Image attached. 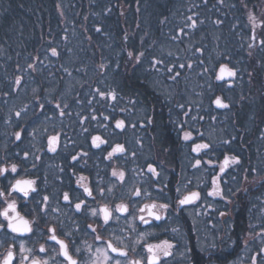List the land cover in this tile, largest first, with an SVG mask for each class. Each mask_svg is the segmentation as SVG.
I'll list each match as a JSON object with an SVG mask.
<instances>
[{"label":"trees","instance_id":"1","mask_svg":"<svg viewBox=\"0 0 264 264\" xmlns=\"http://www.w3.org/2000/svg\"><path fill=\"white\" fill-rule=\"evenodd\" d=\"M244 2L248 5L246 9L240 0H226V5L235 4L234 8L213 7L216 0H208L207 6L203 0H139V4L137 0H0V10L7 9L0 17V45H3V54H0V162L5 164L10 159L19 166L21 157L15 156L17 151L27 150L34 156L37 151L47 149L49 135L59 133L58 149L66 153L56 158L63 159V165L74 167L76 174H88L94 188L101 180V186L105 188L110 186L109 182L116 183L115 196L119 200L127 188L135 185L151 193L150 197H141L145 201L151 199L170 203L173 208L176 206L177 187H180L182 195L198 190L203 200L200 203L204 202L203 211L198 213L195 210L198 216H194L192 221L197 223L196 228H187L188 233L197 230L201 237L205 232L211 233L215 238L212 246L218 248L230 247L233 240H237L238 247V241L249 232L254 234L255 239L261 238L264 232V182L254 181V174L251 173L247 174L248 179L245 180L244 169L253 166L260 168V160L264 157V140L259 138L264 129V109L261 108L258 92L260 82L264 80V73L259 69V63L264 61V51L256 48L253 57L247 55V43L250 42L247 36L251 30L247 12L253 11L258 18L264 16V0ZM57 4H60V9ZM193 5H199V8ZM106 7L112 8L111 13L105 14ZM137 7L140 8L139 12ZM193 11L199 12L205 23L196 30H186L190 32L189 36L171 40L170 37L183 27L184 18ZM163 16L168 17V22L161 25L159 21ZM217 18L224 21L223 25L217 27L212 22ZM233 25H236L235 29ZM95 26H101L107 35L95 32ZM125 32L129 36L126 43L123 40ZM256 32L259 40L264 33L260 28ZM237 33L245 37L243 42ZM64 35H67V41L63 40ZM88 36H91V40L87 39ZM49 42L60 51L59 58L51 57L46 52ZM197 47L204 49L203 54L195 52ZM68 48L72 49L71 53L67 51ZM127 51H143L142 63L135 65L134 60H129ZM225 54L232 57V65L247 67L249 71L257 69L252 85L248 84L246 73L243 81L235 82L231 89L227 87V81L215 79L219 64L228 62ZM36 55L41 59L48 55V60L44 61V65H38L36 72L29 70L20 88L11 91L14 75L20 74L16 71V64L26 66V62H31ZM8 56L11 59H7ZM153 57L164 59L169 65L191 61L193 69L181 70L180 78L174 82L167 79L166 73L150 69ZM200 60L204 61L203 65ZM102 62L109 65L103 73L98 68ZM61 65L67 67L72 75L65 73ZM204 67L209 71L201 75ZM50 72L53 75L50 76ZM97 87L105 91L116 89L119 93L117 101H102L97 97L92 105H88L87 100ZM33 89H37V92L34 93ZM6 91L10 95L4 97L2 93ZM241 94L250 99L240 102ZM216 96L230 102L231 110L216 108L212 103ZM37 97L39 103L45 105L43 110L38 106ZM76 97L83 103H77ZM48 100H52V103H48ZM193 100L196 104L191 105L192 111L185 117L183 111ZM57 101L67 102L69 108L66 111L72 115L60 117L55 108ZM129 101H135V104ZM178 104H185V109L178 108ZM25 105L27 111L22 112L20 118L15 117L14 112ZM93 108L99 121L108 125L107 129L90 119L83 126L80 124V117L76 113L88 116ZM121 108L127 111L121 112ZM100 113L114 119L103 121ZM253 113L256 114L254 121L249 119ZM146 115L153 118L151 124L144 119ZM9 116L11 120H8ZM191 116L197 119L192 120ZM200 116H203L202 120ZM213 116L215 120H212ZM115 119H124L129 126L123 132L115 130L114 133ZM182 121H186L185 130L193 132L196 143L209 142L213 145L208 155L202 152L197 156L191 151L193 141L181 139L182 133L177 125ZM133 122L137 124L136 128L130 126ZM82 127H87L89 132L83 133ZM21 128L24 129L23 139L15 142L12 134ZM118 133L121 136L117 142L125 144L128 149L125 153L127 159L117 156L107 161L104 159L107 150H110L107 145L101 146L103 151L90 147L92 135H100L114 145L117 142L110 140V136ZM198 133H203V137ZM232 135H236L237 140L231 146L223 145L222 141ZM65 144L68 147H64ZM81 150L89 155L71 162V154ZM10 151L11 154L8 153ZM132 151L137 153L135 158L131 156ZM229 152L238 153L243 161V167L232 166L227 170L224 179L228 183L221 185L231 203L228 199L207 195L212 188V176L219 172V163L223 155ZM5 157L7 159H3ZM196 158L211 159L214 164L209 166L202 163L200 168H192ZM149 163L157 168L161 179L146 171ZM53 166L44 171H52ZM113 167L126 171L125 187L122 188L111 177ZM232 176L236 179L232 180ZM164 185L167 187L164 188ZM160 188H164V191L161 192ZM228 188L233 191L239 188L240 191L234 197L227 192ZM244 189H248V197ZM220 212L226 214L221 216ZM181 213L187 214L188 211ZM198 221H202L201 230L197 226ZM213 224L215 226H211ZM194 237L191 235V246H195L192 242ZM251 246V254L259 253L258 257L264 258V253H260V249L264 248V237L261 242L253 241ZM219 261H222L221 257Z\"/></svg>","mask_w":264,"mask_h":264},{"label":"snow or ice","instance_id":"2","mask_svg":"<svg viewBox=\"0 0 264 264\" xmlns=\"http://www.w3.org/2000/svg\"><path fill=\"white\" fill-rule=\"evenodd\" d=\"M139 4V0H137ZM205 6L208 4V0H203ZM242 7L245 9L248 7L247 3L244 0H240ZM217 5L224 7L228 6L230 8L236 7L235 4L226 5V0H216ZM23 7V5H21ZM60 4H57V8L60 9ZM193 7L199 8V5H193ZM137 12L140 11V8L137 7ZM7 9L0 10V17H3L4 13ZM112 8L106 7L104 9L105 14L111 13ZM191 11V9H189ZM219 11V8H217ZM61 17L64 16L63 11L60 12ZM93 15L99 16V13H93ZM123 15V12H121ZM85 20L88 19L87 16L84 17ZM185 22L183 27L178 29L177 34L172 35L170 37L171 40L176 41L181 39L182 36H189L190 32L186 30H196L200 25L205 23L204 19L200 18L199 12H191V15H187L185 18ZM247 19L250 25V35L247 36V40L250 41L247 43V52L248 57H253L254 50L259 48L261 51H264V35L261 38L257 39V32L256 29L260 28L261 32L264 33V16L258 18L256 14L249 10L247 12ZM168 22V17L163 16L159 23L164 25ZM217 27L223 25L224 21L222 19L217 18L216 20L212 21ZM139 27V25H137ZM235 29L236 25L232 26ZM67 32V29H65ZM95 32L103 33L107 35V33L103 32V28L101 26H95ZM21 35L22 33V26H21ZM237 35H240L237 33ZM43 38V37H42ZM67 35L63 36V40L67 41ZM88 40H91V36L87 37ZM129 36L127 32L123 35V40L125 43L128 41ZM240 39L243 42L245 37L240 35ZM143 41V37L141 38ZM50 46L46 49L47 53H50L51 57L59 58L61 53L58 51L56 46ZM155 43V42H153ZM244 44H241L243 47ZM67 51L69 53L72 52L71 48H68ZM204 49L201 47L195 48V52L203 54ZM0 54H3V45H0ZM19 55V53H17ZM31 55V54H29ZM145 53L140 51L135 53L134 51H127V56L129 60H134L135 65H139L142 63V57H144ZM169 56L172 55L171 52L168 53ZM7 59H11V56H8ZM225 59L228 61L227 63H220L218 67V71L215 74V79L217 81H227V87L229 89L234 87V83L237 81H243L244 73L248 76V84L252 85L255 80V72L257 71L256 68H253L251 71L248 70L247 67L239 68L235 65L231 64L232 57L225 54ZM48 60V55H45L44 59H41L39 55L33 56L31 62H26V66H22L20 63L16 64V71L20 74L14 75V79L11 81V91H16L20 88L22 81L25 78V74L31 70V72H36L38 70V65H44V61ZM239 63V62H238ZM49 64L51 61L49 60ZM200 64L203 65L204 61L200 60ZM46 66V65H45ZM159 66H163L162 68ZM109 65L107 63H100L98 68L100 69L101 73L107 70ZM150 69L155 70L157 73L164 72L167 74V79L171 81H178L180 78L182 71L181 70H191L193 69V62L188 61L186 63H172L171 65L167 64L164 59L153 57ZM61 68L65 73L69 76L72 75L71 71L64 65H61ZM116 68H119V64H116ZM259 69L262 73H264V61L259 63ZM80 71V69H77ZM209 69L204 67L202 72L200 73L203 75L207 73ZM49 75H53V73H49ZM242 86V85H241ZM211 87V86H209ZM47 91V90H46ZM33 92H37V89H33ZM260 99L262 101L261 108L264 109V80L260 82V88L258 89ZM2 95L7 97L10 95V92H3ZM119 93L116 89L112 88L108 91L102 90L101 88L97 87L91 93V98L87 100L88 105H92L93 101L99 97L100 100L104 101H117ZM77 103H83L80 101L78 97L75 98ZM250 97L241 94L239 97V101L243 102L249 100ZM38 106L41 110L44 109L45 105L43 103H39V98L37 97ZM130 103L135 104V101H129ZM5 103L7 101L5 100ZM48 103H52V100H48ZM218 109H227L231 110L232 104L230 102H225V99L222 96H216L215 99L212 101ZM192 104H196V101H191L187 110L185 109V104H178L177 107L184 110L183 115L185 117L189 116V113L192 111ZM55 108L58 110L60 117L71 116L72 113L66 111L69 108V104L67 102H60L57 101L55 103ZM27 111V105L20 111H15L14 115L17 118L21 117L22 112ZM95 109H91L90 114L88 116H81V113L77 112L76 115L80 117V124L83 126L85 121L92 120L97 121L100 123V126L107 129L108 125L105 123H101L99 121L98 116L95 114ZM113 111H115L113 107ZM121 112L127 111L125 108L120 109ZM100 116L103 117V121H109L114 119V117L110 115H104L100 113ZM192 120H196V116L190 117ZM256 118V114L253 113L249 116L250 120ZM144 119L147 123L151 124L153 122V118L151 116H145ZM199 119H203V116H200ZM216 117L213 116L212 120H215ZM8 120H11V116L8 117ZM8 120L5 122L7 123ZM173 123H177L173 121ZM185 123L186 121L179 122L177 127L179 131L182 133L181 139L185 142L193 141L191 145V151L196 153L199 156L202 152L204 155H208L209 151L213 148V145L209 142H199L196 143L193 138V132L190 130H185ZM235 125V121L233 122ZM129 125L126 124L124 119H115L114 123V133L115 130H119L123 132L126 127ZM130 126L132 128H136L137 124L135 122L131 123ZM35 131V130H33ZM46 131V129H45ZM23 132L24 129L21 128L19 131L13 132L15 142H20L23 139ZM83 133H88L89 129L87 127H82ZM32 135V133H29ZM198 135L202 138L203 133H198ZM236 135H232L229 139H224L222 141L223 145L231 146L234 141L237 140ZM261 140H264V129L261 130V134L259 137ZM71 143L70 138H68ZM137 143H140L137 140ZM102 145H107L110 150H107L106 156L104 159L107 161H112L117 156L124 157L125 153L128 152L126 145L123 143H115L110 144V142L102 138L100 135H92L90 147L95 149H104L101 148ZM60 147V134L57 133L55 135H49L47 137V151L51 153H56L58 148ZM64 147H68V144H65ZM5 151H7V146H5ZM40 151H43L41 149ZM29 151L24 150L21 156L20 152H16L15 156L21 157L22 161H27L30 156ZM89 153L87 151H79L75 154H71V162H77L82 157H87ZM137 153L135 151L131 152V156L135 158ZM7 159V157L3 158ZM42 157L40 155H34V162L31 165V168L35 169L37 167L36 162L40 161ZM203 164H207L212 166L214 161L211 159L202 160V158H196L195 162L191 165L192 168H200ZM261 167L257 168L255 166L249 168H245L244 172L246 175L244 179H248V173L254 174L253 180L256 182H264V157L260 160ZM232 166L243 167V161L241 156L235 152H229L223 155V160L219 163V172L212 176L211 184L212 188L210 191L207 192L208 196L212 197H221V199H228V202L231 203V200L228 196L225 195L224 188H222V183L227 184L228 181L224 179V176L227 174V170ZM147 172L152 174L153 177H159L160 172L157 171V168L149 163L147 164L146 168ZM28 170L25 169V172ZM60 172L64 171V168L61 167L59 169ZM8 174H18V164L12 162L10 165H5L4 163L0 162V177H4L5 179L8 178ZM73 175H76L75 170H73ZM111 177L115 178L118 181L119 185L123 188L127 184L126 180V171L123 169H118L113 167L111 170ZM232 180H235L236 177L232 176ZM39 177L34 179H24V178H14L13 180H9L7 187L0 186V203L5 204L6 206L0 210V234H2L3 238L0 239V247H3L5 243L8 244L6 252L0 254V264H167L165 258L171 257L173 255V248L175 245L171 243L169 240L165 239L160 241L159 243H147L142 241H146L147 237L153 235L150 231H139L136 221L138 220L143 225L151 224L152 220L160 221L164 219L163 213H166L169 208L172 207L170 203H145L142 207L137 208V200L133 198H141V197H150L151 193L148 192L146 188H141L133 185L130 188H127L125 193H122L120 196V202L115 203L114 206L109 203H103L102 205L99 201H96V195L98 194L102 198H107V196H111L113 200L117 197L115 196V189L117 187L116 183H110V186L105 188L101 186L102 180L93 186L87 182L89 178L84 175H79L76 179V184L81 188L83 191L80 195L73 198L70 196L69 191H64L62 193V200L65 204L69 207L74 209V213H88L90 212V216L95 218L92 223H87L84 229H81L80 225L73 221L75 226V232L73 231H63L62 235L65 237L61 239L60 236L57 234V227L48 224L46 233L43 229L39 228V224L42 218L47 217L49 215V210L53 213L59 212L58 207H51L50 206V196L48 194H44L40 197V199L36 200V208H33L32 212L35 215L32 216V219L26 218V215L22 214L18 210V199H22L27 201L32 194H38V187L37 181ZM59 179V177H58ZM45 183H47V176L44 177ZM62 182V181H61ZM191 183V181H188ZM167 185H164L166 188ZM187 185H185V188ZM164 188H160L161 192L164 191ZM240 189L237 188L233 191L232 188H228L227 192L230 195H235L239 192ZM244 191H248V189H244ZM177 193V200H176V207L177 209L182 208L183 206L193 204L201 198V194L199 191H190L186 195L181 194L180 187L176 188ZM83 196L84 198H81ZM88 198H91L93 201L97 203V207L90 208L88 205ZM75 200V202H74ZM59 203V199L57 200ZM37 208L39 211L37 212ZM140 213V215H136V213ZM147 213L145 216L144 213ZM225 212H220L221 216H224ZM69 219H71L69 217ZM124 220L126 227L119 228V232L123 233L124 235H117L115 231L109 233V238H106L103 235V232L108 231V229L113 225H119L121 220ZM63 224V221H60ZM87 230H90L91 234L93 235V243H89L87 240H81L77 243V240L74 238L76 234L84 231L87 234ZM173 232H177L178 229L173 228ZM136 234V238H132V234ZM37 238L34 240L35 243H39V239H44V243H39L38 249H34L33 247H28V241L33 240V238ZM48 241L55 242V245H58V248L55 246L48 245ZM115 241V242H114ZM131 241V243L126 242ZM95 242H101L97 245ZM49 248H51V255H49ZM139 249H143L146 251L147 255H144ZM38 253H43L45 256H40ZM131 253V255H130ZM260 253H264V248L260 249ZM259 255V253L257 254ZM62 257V259H58ZM252 264H257V256L251 257Z\"/></svg>","mask_w":264,"mask_h":264},{"label":"flooded vegetation","instance_id":"3","mask_svg":"<svg viewBox=\"0 0 264 264\" xmlns=\"http://www.w3.org/2000/svg\"><path fill=\"white\" fill-rule=\"evenodd\" d=\"M23 151H17L21 153V156L23 154ZM11 154L12 152H8ZM31 153V152H30ZM66 152L57 150L56 153L48 152L47 149L43 151H37L36 155H40L42 159L40 161H37V167L35 169L31 168L32 163L34 162V156L30 155L27 161H22L21 158L19 159V163L21 165L18 166V174H8V178L5 179L4 177H0V186L7 187L9 180H13L14 178H24V179H34L36 177H39L37 181V187H38V194H32V196L27 200L18 199V210L26 215V218L32 219V216L35 215V213L32 212L33 208H36V200L40 199V197L44 194H48L51 198L50 200V206L51 207H58L59 212L53 213L49 210V215L47 217H44L41 219L39 228L43 229L46 233L47 225L52 224L57 227V234L60 236L61 239H64L65 237L62 235L63 231H73L75 232V226L76 224L73 223L75 221L78 223L81 227V229L85 228V225L87 223H92L95 218H92L90 216V212L85 213H74V209L69 208L65 202L62 200V193L64 191H69L70 196L75 198L76 196L80 195L82 193V189L79 188V186L76 184V179L79 175H84L89 178L87 181L90 186V176L86 173L79 172L76 175H73L74 167H67L63 165L62 160L56 158L60 154H64ZM71 161V160H70ZM12 161L10 159L6 160L5 165H10ZM51 165V166H50ZM53 166V170L50 172H45L44 170L49 169ZM50 166V167H49ZM63 167L64 171L60 172L59 169ZM25 169L28 171L25 172ZM47 176V183H45L44 177ZM59 177V179H58ZM62 181V182H61ZM189 193V192H188ZM186 193V194H188ZM201 194V193H200ZM81 198H84L81 196ZM59 199V203H57V200ZM134 200H137V208L142 207L145 203H165L160 201H152L148 202L144 199H138L133 198ZM96 201H99V203L102 205L103 203H109L114 206L115 203H119L120 199L113 200L111 197L102 198L98 194L96 195ZM75 202V200H74ZM88 205L90 208L97 207V203L93 201L91 198H88ZM193 204L183 206L180 209H177L175 206L174 208L171 207L167 210L166 213H163L164 219L160 221L152 220L151 224L149 225H143L138 220L136 221V224L138 226L139 231H150L153 233V235L147 237L146 241H142V243H159L162 240H169L171 243L175 245L173 248V255L171 257L165 258L167 261V264H252L251 262V254L250 252H243V254H240L238 251V247H217V246H210L209 251L201 250L204 247L198 246V242L201 238V234L199 232H190L188 233L187 228H196V222L193 223L194 216L197 215H191L186 213H181L183 210H188L187 208L191 207ZM6 205L3 203H0V210L3 209ZM198 213L203 211L202 205L196 209ZM39 209L37 208V212ZM136 215H140V213H136ZM144 215L146 216L147 213L145 212ZM69 217L71 219H69ZM188 220H190L188 222ZM60 221H63L64 223L61 224ZM198 228L200 229L202 226V221H198ZM232 225V223H231ZM215 226V224L211 225ZM126 227L124 220L122 219L120 221L119 225L113 224L108 231L103 232V235L106 238H109V233L115 231L117 235H124L123 233L119 232V228ZM176 228L178 229L177 232H173L172 229ZM213 228V227H212ZM201 230V229H200ZM230 231V230H229ZM188 233V236H187ZM199 234V235H198ZM191 235L195 236L192 240L195 246H191ZM3 236L0 234V239H2ZM77 240V243H79L81 240H87L89 243H93V235L91 234L90 230H87V234H85L84 231H81L80 233L76 234L74 237ZM132 238H136V234H132ZM37 238H33V240H29L27 246L33 247L34 249H38L39 243H44V239H39V243H35L34 240ZM115 242V241H114ZM131 243V241H126ZM48 245L55 246L58 248V245H55V242L48 241ZM97 245H99L101 242H95ZM184 244V245H183ZM8 244L5 243L3 247H0V254H3L7 250ZM144 255H147L146 251L143 249H139ZM225 251V257L221 258L222 261H219L220 257L219 254ZM247 251V250H245ZM49 255H51V248H49ZM40 256H45L43 253H38ZM131 255V253H130ZM256 256V255H255ZM263 256L258 257L257 255V264H264V258ZM58 259H62V257H59Z\"/></svg>","mask_w":264,"mask_h":264},{"label":"rangeland","instance_id":"4","mask_svg":"<svg viewBox=\"0 0 264 264\" xmlns=\"http://www.w3.org/2000/svg\"><path fill=\"white\" fill-rule=\"evenodd\" d=\"M120 133H118V134H115V135H112V136H110V140H114V141H118L119 140V138H120ZM46 142H47V140H46ZM46 148H47V145H46ZM146 168H147V165H146ZM147 171V170H146ZM161 175V174H160ZM159 178L161 179V177L159 176ZM193 191H196V190H193ZM198 191V190H197ZM245 194H246V196L248 197V194L249 193H247L246 191H243ZM239 192H237L236 194H238ZM236 194L234 195V197L236 196ZM183 195H186V193H184ZM139 199H142V198H139ZM151 200V199H150ZM150 200H148V202H152V201H150ZM201 201H203V200H201V198L198 200V201H196L195 203H194V205H192L191 207H189V208H187L188 210V214H191V215H195V214H197L196 212H195V210L197 209V208H199L202 204H204V202H202V203H200ZM198 216V215H197ZM194 219V218H193ZM224 224H228V222L227 223H224ZM262 237L261 238H263L264 237V232H262ZM245 238L244 237H242V239H240L238 242H240L239 243V245H238V251L240 252V254H243V252H250V254H251V250L253 249L252 248V243H253V241H257V242H261V238H259L258 237V239H255L254 238V234L252 233V232H249V233H246L245 234ZM227 238V237H226ZM223 239H224V237H223ZM228 239V238H227ZM225 240V239H224ZM236 241L237 240H233L232 241V244H231V247H236L237 246V244H236ZM215 244V238H213V236H212V234L211 233H204V236L203 237H201L200 238V240H199V242H198V246H201V247H204L203 249H201V250H207V251H209L208 249H209V247L210 246H212V245H214ZM184 245V244H183ZM264 247V246H263ZM245 250H247V251H245ZM226 250H224V252H225ZM253 256H255L254 254H251V257H253ZM257 256V255H256ZM220 257L221 258H223V257H225V254H220Z\"/></svg>","mask_w":264,"mask_h":264},{"label":"water","instance_id":"5","mask_svg":"<svg viewBox=\"0 0 264 264\" xmlns=\"http://www.w3.org/2000/svg\"><path fill=\"white\" fill-rule=\"evenodd\" d=\"M190 205V204H189Z\"/></svg>","mask_w":264,"mask_h":264}]
</instances>
